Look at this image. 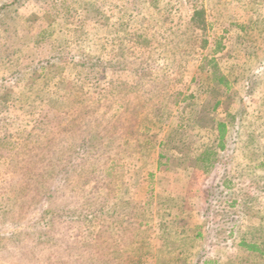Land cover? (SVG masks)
<instances>
[{"label":"rangeland","instance_id":"1","mask_svg":"<svg viewBox=\"0 0 264 264\" xmlns=\"http://www.w3.org/2000/svg\"><path fill=\"white\" fill-rule=\"evenodd\" d=\"M254 237L264 0H0V264H264Z\"/></svg>","mask_w":264,"mask_h":264},{"label":"trees","instance_id":"2","mask_svg":"<svg viewBox=\"0 0 264 264\" xmlns=\"http://www.w3.org/2000/svg\"><path fill=\"white\" fill-rule=\"evenodd\" d=\"M204 9L203 8H193L189 15V24L192 29L201 31V35L205 33V20H204ZM207 40L202 37L201 38V45L205 46ZM42 65V67H44ZM222 80V77L219 78V81ZM218 102L215 103L213 108L217 106ZM218 132H219V142L220 147L222 148L223 145V138L225 136L226 128L224 123H218ZM238 246L242 247L246 253H257L259 255L264 254V239L262 238H241L238 242Z\"/></svg>","mask_w":264,"mask_h":264}]
</instances>
